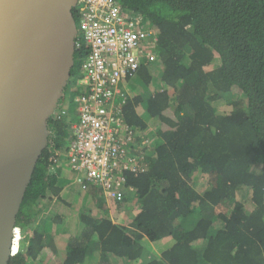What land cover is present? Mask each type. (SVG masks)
<instances>
[{"label": "trees", "instance_id": "trees-1", "mask_svg": "<svg viewBox=\"0 0 264 264\" xmlns=\"http://www.w3.org/2000/svg\"><path fill=\"white\" fill-rule=\"evenodd\" d=\"M117 1L156 36L154 60L122 85L139 166L122 171L113 200L79 186L70 227L62 159L76 111L56 109L8 264H264V0ZM86 52L78 33L72 104ZM52 198L63 212L43 216Z\"/></svg>", "mask_w": 264, "mask_h": 264}, {"label": "water", "instance_id": "water-1", "mask_svg": "<svg viewBox=\"0 0 264 264\" xmlns=\"http://www.w3.org/2000/svg\"><path fill=\"white\" fill-rule=\"evenodd\" d=\"M78 0H0V264L74 65Z\"/></svg>", "mask_w": 264, "mask_h": 264}, {"label": "built area", "instance_id": "built-area-1", "mask_svg": "<svg viewBox=\"0 0 264 264\" xmlns=\"http://www.w3.org/2000/svg\"><path fill=\"white\" fill-rule=\"evenodd\" d=\"M76 6L78 33L87 52L78 80L82 91L74 96L76 119L66 147L67 167L82 189L94 186L113 200L123 189L122 171L139 166L127 151L133 133L120 108L123 78L141 62L154 60L156 36L147 20L126 14L117 0H78Z\"/></svg>", "mask_w": 264, "mask_h": 264}, {"label": "rangeland", "instance_id": "rangeland-1", "mask_svg": "<svg viewBox=\"0 0 264 264\" xmlns=\"http://www.w3.org/2000/svg\"><path fill=\"white\" fill-rule=\"evenodd\" d=\"M75 91H76V89H75V87L73 85H71V86L68 85L67 86V89L65 90V93H64L65 98L59 102L57 110H59V111L62 110L63 112H64V110L65 111L66 110L67 111L68 110L71 111L72 109L77 107L76 103L72 104L73 100H71L69 98V94H68L69 92L74 93ZM66 159L67 158H66V155H65V158L62 159L64 162H66V164L64 163L66 166L64 165V170L63 171L66 173L65 175L67 177L70 176V178H69L70 181L69 182L72 183L73 185H71V184L68 185L67 184L64 187L63 191L61 192V198H63L66 201H69L70 205H73V206H67V207H69V210H65V211H67V212H69L71 214V216L69 218V220H72L71 222L69 221V223L71 224L70 227L77 228L79 226V224H78V217L76 215H77V210L80 207L79 206V201L81 200L82 195H78L77 194V188L79 189V184L73 182V176H74L73 173H71L70 171H69L70 174L68 172H66L67 171L66 168L68 169L67 160ZM70 190H72V192H73V190H75V192H73V194L75 196H70L69 195V191ZM60 211H62V206L54 198H52L51 201H46V203L44 204L43 210H42L43 216H45V215L52 216L54 213H57V212H60ZM70 227H69V229H71ZM19 244H20L19 240H18V242H15L14 248H13L14 252L18 249ZM15 246H16V248H15ZM157 252H159V251H157Z\"/></svg>", "mask_w": 264, "mask_h": 264}, {"label": "bare ground", "instance_id": "bare-ground-1", "mask_svg": "<svg viewBox=\"0 0 264 264\" xmlns=\"http://www.w3.org/2000/svg\"><path fill=\"white\" fill-rule=\"evenodd\" d=\"M14 231H15V233H16V231H18L17 228H16ZM17 239H18V235L16 234V235L14 236V239H13V248H14V244H15V242L17 241Z\"/></svg>", "mask_w": 264, "mask_h": 264}, {"label": "crops", "instance_id": "crops-1", "mask_svg": "<svg viewBox=\"0 0 264 264\" xmlns=\"http://www.w3.org/2000/svg\"><path fill=\"white\" fill-rule=\"evenodd\" d=\"M66 170H67L66 172H68V173H69V170H68L67 168H66ZM69 174H70V173H69ZM42 214H43V212H42Z\"/></svg>", "mask_w": 264, "mask_h": 264}]
</instances>
